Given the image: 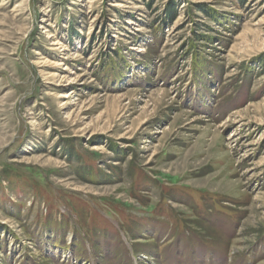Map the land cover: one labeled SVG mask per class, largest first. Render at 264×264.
Segmentation results:
<instances>
[{
	"label": "rangeland",
	"instance_id": "obj_1",
	"mask_svg": "<svg viewBox=\"0 0 264 264\" xmlns=\"http://www.w3.org/2000/svg\"><path fill=\"white\" fill-rule=\"evenodd\" d=\"M0 264H264V0H0Z\"/></svg>",
	"mask_w": 264,
	"mask_h": 264
},
{
	"label": "trees",
	"instance_id": "obj_2",
	"mask_svg": "<svg viewBox=\"0 0 264 264\" xmlns=\"http://www.w3.org/2000/svg\"><path fill=\"white\" fill-rule=\"evenodd\" d=\"M168 11H169V14L171 13V9H168ZM171 15V16H170ZM169 15V18H172V13Z\"/></svg>",
	"mask_w": 264,
	"mask_h": 264
}]
</instances>
